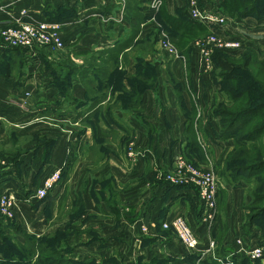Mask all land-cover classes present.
<instances>
[{"label":"crops","instance_id":"1","mask_svg":"<svg viewBox=\"0 0 264 264\" xmlns=\"http://www.w3.org/2000/svg\"><path fill=\"white\" fill-rule=\"evenodd\" d=\"M184 1L165 0V12L176 17ZM127 2L0 0V29L56 13L68 45L55 54L45 47L0 53V195L24 189L17 213L34 199L43 217L34 227L47 230L33 233L65 231L73 258L143 264L192 253L161 227L172 216H183L200 238L207 234L195 188L170 180L179 177V156L205 162L188 149L191 138L200 144L194 127L200 117L188 118L193 103L183 87L184 64L153 39L154 22H161L150 16L147 0ZM244 22L249 31L259 28ZM57 55L72 65H59ZM222 145L206 147L216 156ZM55 170L60 179L47 198L34 197ZM222 190L231 209L217 204L225 234L216 232L217 215L209 234L215 252L233 255L246 196L241 186L221 182L216 199ZM47 217L49 230L42 228Z\"/></svg>","mask_w":264,"mask_h":264},{"label":"rangeland","instance_id":"2","mask_svg":"<svg viewBox=\"0 0 264 264\" xmlns=\"http://www.w3.org/2000/svg\"><path fill=\"white\" fill-rule=\"evenodd\" d=\"M119 1L123 7H125L128 3L127 0ZM152 1L153 0H147L146 2L148 9L151 11L150 16H157L160 8L163 9V14L166 15L164 10L165 0H159L160 3L157 5V10L153 12V15L151 10ZM198 1L201 9L205 8L211 12H217L232 18L234 20V34H237V31L240 30L241 27L243 28L242 32L240 31V48L235 51L212 53V56L222 57L232 66L230 74H236L234 75V80L227 79L223 74L229 73H225L223 70L217 68L214 61L212 67L208 69L202 67L199 64L198 58L194 52L195 40L205 37L209 33L213 32L214 28H209L207 30L194 28L191 30L189 26H186L185 29H178L175 31L172 28V31L171 28L165 27L161 23L154 22L156 25L155 31L152 32L154 36L153 39L158 38L160 47L162 46L163 41L168 40L176 48L178 54L184 57V59L176 58L181 61L185 67V73L183 74V87L188 95L189 101L193 103V112L191 116L200 117L195 120L194 127L198 134V141L202 145L198 144L201 149L202 159L204 162H207L206 157L209 158L208 161L210 160L212 164L211 167L218 177L219 188H221V182L225 186L230 185L233 186V188L241 186L243 188L244 195L246 196L243 204L244 217L237 236L242 242H244L245 245H247V247L255 245L259 246L262 250L261 254L257 257H251L238 251L233 255H230L229 253L222 254V252L218 254L215 252V255L219 258L223 257L228 259L230 263L234 260V262L237 261V264H264V129L255 133L252 139H242L241 142L243 145L240 146L235 145V141L239 140V138H222L220 136L221 132L224 131L233 135L245 132L248 133V136H250L251 132L260 125V121L264 115V109H258L241 117L236 121V123L234 122V124H232V120L226 121L227 119H224L225 117L222 115V110L224 109L236 110L240 107L242 109V106H246L247 104V106H261V104H264V11L261 12L259 9H256V11L252 14L250 13L247 16L239 17L240 20L237 21L235 17L222 12L223 10L219 7L220 0ZM253 1L257 5L258 0ZM258 4H260V2H258ZM186 5L187 0L184 1L180 10H187ZM248 6L250 5H247L246 7ZM139 19L140 18H138V20ZM246 20L249 22L252 20L250 23L254 22L256 24L254 26L259 28L255 29L256 31H249V29L245 26V29L244 24L246 23L244 21ZM259 24L263 26H260ZM177 34H179L177 39L178 41L174 40L176 39ZM173 40L176 41V43ZM178 46L181 48L179 49ZM186 46H189V49L186 52H181V49L183 51L187 49ZM67 47L68 45L64 42V46L62 48L49 49L53 52V54H55L57 52H66ZM161 51L167 53L164 49ZM168 55L174 57V55ZM67 56H70V54H67L66 57ZM66 57L64 58L63 56V58H61L57 55V60L60 63L59 65H63V67H65L71 64L68 63ZM248 58L250 59V65L247 66L246 59ZM160 72L161 71H159V74H161ZM248 74H250L251 77H249ZM235 81L240 84V90L250 89L251 91L233 101L228 96L226 88L228 83ZM196 84L197 87H199L198 91L194 89ZM28 95L29 91H26L25 97ZM244 101L248 103H245ZM241 109L239 110L241 111ZM222 127L224 128L222 129ZM216 142L217 144L222 142L223 147H219L220 152L215 156L212 155L206 145L212 146ZM233 152L238 155L236 162H234V166L239 167L241 165L246 166L249 169L239 173L235 171L234 168L230 171H222L225 160L233 155ZM250 164H254L256 166L250 167ZM21 191H24V189H20L19 195L14 196L16 204L19 205L18 207L22 205L20 198H18L20 197ZM33 203H35L34 199L29 203V207L27 208L28 211H24L23 209L19 210V212L24 216H20L21 214L19 212L17 213V209H15V214L12 218H7L0 214V264H37L38 258L32 251L31 243L34 241L33 237H40V235L36 236V234L33 233L36 232L37 229L34 227L35 220L43 217L41 216L42 213H36V211H34V207L31 206ZM216 203L221 211L224 209L227 210V213L231 211L229 204L225 202L223 190L219 199H216ZM18 207L16 206V208ZM218 212L219 209L217 213ZM46 219H48V217ZM42 222L48 223V226L42 228H48L49 230V227H51V221L48 219L46 221L42 220ZM216 222L218 225L216 232L219 236L225 234V228L220 220L219 213L217 214ZM37 230L38 232L42 231L41 233H45L44 231L47 229H40L41 231L39 229ZM44 235L52 234L51 232H48ZM71 247V245L64 242L60 245L54 243L53 250L55 252L53 253L52 262L54 264H67L65 260H67V257L72 255V252L69 253V248ZM47 252L48 251L43 253L44 256ZM164 258L165 257H159L157 258L158 261H156V259H151L143 264H151L153 260L154 262L152 264H167L165 260L162 261ZM178 258L183 257L178 256ZM204 258L207 257H198L195 259L192 257L188 260H182H184L185 264H202ZM93 260L95 261V259ZM96 264H112V262L103 260L99 262L97 261ZM120 264L123 263L120 262Z\"/></svg>","mask_w":264,"mask_h":264},{"label":"built area","instance_id":"3","mask_svg":"<svg viewBox=\"0 0 264 264\" xmlns=\"http://www.w3.org/2000/svg\"><path fill=\"white\" fill-rule=\"evenodd\" d=\"M159 0L152 1V15L157 10ZM188 16L203 25L214 28V31L205 37L198 38L194 42V52L199 64L208 69L213 66L212 53L215 50L234 51L241 46V32L234 34V20L217 12H211L205 8H200L198 0H187ZM21 16L27 18L26 10H21ZM228 28V30H227ZM237 29V28H236ZM0 53L6 48H23L32 51L36 47H48L59 49L64 46L62 38V24L56 20L49 19H19L11 24H5L0 29ZM162 48L170 55L184 59L178 54L176 48L168 41H163ZM25 100L18 103L23 107ZM204 165H195L192 162L178 157L175 162L176 173L179 177L171 178L173 183H187L196 189V197L201 206L202 221L205 222L206 232L204 238L193 232L186 219L181 215L172 216L161 222L163 229L171 230L179 242L191 252L199 253V257H212L217 261L230 264L228 259L219 258L215 255V243L210 237L209 230L215 222L217 215L216 194L219 189V182L212 164L208 157ZM60 179V170L53 171L44 178L42 184L36 188L34 197L43 199L47 193L53 189ZM16 200L11 194L0 196V214L12 218L15 214ZM142 232H147V227L140 226ZM238 252H243L251 257L261 254L259 246L247 247L239 238L236 239Z\"/></svg>","mask_w":264,"mask_h":264},{"label":"trees","instance_id":"4","mask_svg":"<svg viewBox=\"0 0 264 264\" xmlns=\"http://www.w3.org/2000/svg\"><path fill=\"white\" fill-rule=\"evenodd\" d=\"M258 2H260V4H258ZM250 5L248 7H246L247 5ZM219 7L223 10L222 12L228 14V15H231L233 17L236 18V20H240L239 17L241 16H247L249 15L250 13H254L256 11V9H259L261 12L264 11V0H258L257 1V5L255 4V2L253 0H220L219 1ZM237 11V12H235ZM157 18L158 20L161 22L162 25H164L165 27H169L174 29L175 30H181V29H185L186 26H189L191 28V30H193L194 28H197V29H202V30H207L211 27H208L207 25H203L201 23H198L194 20H192L188 14H187V10L185 9H182V10H179L178 11V14L177 16H171L169 14L166 13V15L163 14V12H159L157 14ZM46 19H49V20H56V21H61V17L58 15V14H51L49 16H47ZM176 23H177V26H176ZM5 26V25H4ZM2 26V28L4 27ZM173 31V30H172ZM179 37V34H177L176 36V39L174 40H177ZM173 40V41H174ZM178 41V40H177ZM176 43V41H174ZM178 48L180 49L181 47L178 46ZM186 50L183 51L181 49V52H186L188 49H189V46L187 47L186 46ZM10 49H20V50H25L23 48H6L4 49L3 51L5 50H10ZM235 51V50H234ZM215 53L216 52H228V51H224V50H215L214 51ZM249 58L246 59V65H250V62H249ZM212 61H214L215 65L217 68H219L220 70H223L225 73H229V74H223L225 75V77L227 79H231V80H234V75L236 74H230V70L232 68V66L226 61L224 60V58L222 57H217V56H212ZM249 77H251L250 74H248ZM251 90L250 89H243V90H240V84H238L237 81L235 82H231V83H228V86L226 88V92L228 94V96L231 98V100L235 101L237 99H239L240 97H242L244 94L246 93H249ZM245 103H248L246 101H244ZM244 103V104H245ZM248 105V104H247ZM242 106V109L241 107L239 109H241V111L239 109H236V110H222V115L223 117H225L224 119H227L226 121H233L232 124H234V122L236 123V121L238 119H240L241 117L247 115L248 113H251V112H254L258 109H264V104L261 106L259 105H254V106ZM192 109H190V112H189V119H191V114H192ZM191 124V122H190ZM188 125L189 128H192L191 126L192 125ZM224 127H222L223 129ZM264 129V115L262 117V120L260 121V125L258 127H256L250 134V136H248V133H245V132H242L238 135H233V134H229L227 131H224V132H221L220 136L222 138H239V140L235 141V145H243L241 140L242 139H252L253 135L255 133H258L260 132L261 130ZM246 134V135H245ZM189 146H188V149L191 151V150H194V152H196L195 154L198 155L201 159H202V153H201V149L199 148L198 146V143L197 141L195 140V137L194 138H191L189 140ZM237 157L238 155L234 154L233 152V155H231L227 160H225L224 164H223V169L222 171H230V170H234L237 171L238 173L239 172H242L246 169H249L247 168L246 166H234L237 160ZM191 158V157H190ZM190 158L189 161L192 162L193 164L197 165L195 162H193ZM250 167H255L256 165L254 164H250L249 165ZM192 186V185H191ZM192 188H195L194 186H192ZM194 193L195 195L196 194V190L194 189ZM48 194V193H47ZM48 195H46L45 198H47ZM43 198V199H45ZM165 230H168V229H165ZM168 231H171V230H168ZM172 232V231H171ZM173 233V232H172ZM66 235L67 233L65 231H57L55 232L54 234L52 235H44V236H40V237H33V242L31 243V247H32V251L33 253L36 254L37 256V264H54L52 261H53V253L55 252L53 250V244L56 243L58 245L60 244H63L66 243ZM50 249H49V248ZM217 249V248H216ZM48 251L45 256H44V252ZM71 251V248H69V253ZM216 253H220L218 251H216ZM192 257L195 258H198L199 257V253H196V252H192L188 255H185L183 256V258H178V257H169V258H164L162 259V261H166L167 264H185L184 260H188V259H191ZM223 258V257H222ZM234 258V257H233ZM232 258V259H233ZM67 260H65V262L67 264H96V262L93 260V259H77V258H73L72 256H69L66 258ZM152 259H156L157 258H152ZM184 259V260H182ZM154 260L151 262V264L154 262ZM110 262H112V264H120L119 260H117L116 258H113L110 260ZM233 264H237V261L234 262V260L232 261ZM230 263V264H232ZM202 264H224V263H221L219 261H217L216 259L212 258V257H207V258H204L203 259V263ZM229 264V263H228Z\"/></svg>","mask_w":264,"mask_h":264}]
</instances>
